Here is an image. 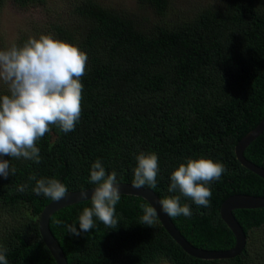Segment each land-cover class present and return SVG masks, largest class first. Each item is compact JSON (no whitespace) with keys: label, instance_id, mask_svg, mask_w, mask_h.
Segmentation results:
<instances>
[{"label":"trees","instance_id":"obj_1","mask_svg":"<svg viewBox=\"0 0 264 264\" xmlns=\"http://www.w3.org/2000/svg\"><path fill=\"white\" fill-rule=\"evenodd\" d=\"M18 9L44 0H0ZM154 21L102 6L96 0H71L70 18L80 24H51L45 34L68 41L87 54L82 113L74 131L57 126L37 141L41 162L2 157L10 175L0 177V209L13 211L0 227V250L8 264H55L37 228L42 207L51 199L37 196L36 179H57L67 192L95 188L91 166L100 160L106 175L115 171L117 183L132 184L135 156H158L157 185L149 188L159 200L180 195L191 217L170 218L192 246L228 250L234 237L219 217L221 202L232 195L264 197V180L236 160V142L264 116V0H215L212 5L169 18V0H136ZM27 35L14 45L22 46ZM8 94L7 89L0 95ZM264 168V129L242 152ZM211 159L224 166L211 190L210 206H197L178 191L168 192L171 173L188 159ZM12 169H15L14 174ZM21 185H27L19 191ZM142 205L136 196L120 194L115 207L118 224L106 227L93 217L94 227L75 236L78 217L89 200L53 213L48 228L67 264H247L244 247L234 257L200 260L186 254L156 218L141 223ZM232 215L247 241L260 229L264 237V207L238 209Z\"/></svg>","mask_w":264,"mask_h":264},{"label":"clouds","instance_id":"obj_2","mask_svg":"<svg viewBox=\"0 0 264 264\" xmlns=\"http://www.w3.org/2000/svg\"><path fill=\"white\" fill-rule=\"evenodd\" d=\"M87 54L78 47L54 39L52 35L29 37L22 46L12 45L0 50V83L7 86L8 94L0 95V158L11 157L41 162L38 140L51 130L59 127L64 133L74 131L82 113L83 84L86 73ZM132 187L136 189L155 188L159 172L158 156L141 152L135 156ZM9 161L0 159V177L10 175ZM224 166L211 159H188L171 173L169 193L179 192L190 198L197 206H210L211 190L207 185L220 180ZM15 169H12L14 174ZM115 171L106 175L100 160L91 166L90 183L97 185L92 192L91 207L84 208L78 217L79 229L67 224L66 231L79 236L94 227L93 217L106 227L118 224L115 207L120 201V189ZM33 189L37 196L59 202L66 198L67 188L57 179H36ZM27 185L19 186L24 191ZM149 189V188H148ZM82 197L87 199V194ZM181 196L164 198L159 201L162 210L171 218L181 215L191 217L188 205L181 206ZM141 223L151 227L156 222L154 207L142 205ZM0 264H8L4 251L0 250ZM161 264H168L161 259Z\"/></svg>","mask_w":264,"mask_h":264},{"label":"water","instance_id":"obj_3","mask_svg":"<svg viewBox=\"0 0 264 264\" xmlns=\"http://www.w3.org/2000/svg\"><path fill=\"white\" fill-rule=\"evenodd\" d=\"M264 129V116L262 119L256 124L254 128L248 131L245 135H243L234 145L233 153L236 160L239 164L258 176L262 180H264V168H261L250 161L246 160L242 152L244 148L252 142ZM118 187L120 189V194L122 195H131L144 199L149 206L155 208L157 212V220L162 226V228L166 231V233L171 237V239L178 244V246L189 256L200 259V260H221L227 259L236 256L240 253L241 249L245 243V235L238 224L234 216L232 215V211L240 210V209H259L264 207V197L258 196H249L244 194H235L225 198L220 206H219V217L221 221L225 224V226L230 230L234 237V245L232 248L228 250H205L192 246L189 244L178 232L173 223L171 222L169 216L163 212L162 206L159 204V199L154 194V192L148 188L136 189L133 188L131 184L128 183H118ZM94 188L85 189L82 191L76 192H67L66 198L61 199L59 202L53 201L52 199L46 203L37 218V228L40 235V238L48 250L49 254L54 260L55 264H67L64 254L59 247L57 241L52 236L49 228H48V220L49 217L55 213L57 210L66 207L68 205H72L77 202L89 200L91 198L92 192ZM87 194V199L82 197V194ZM237 199L239 201H246L247 204L239 205V206H231L228 209L227 215L222 216L221 208L222 205L230 200Z\"/></svg>","mask_w":264,"mask_h":264},{"label":"rangeland","instance_id":"obj_4","mask_svg":"<svg viewBox=\"0 0 264 264\" xmlns=\"http://www.w3.org/2000/svg\"><path fill=\"white\" fill-rule=\"evenodd\" d=\"M102 6L112 8L118 13L136 18L138 21L152 22L156 18L148 8L139 5L136 0H96ZM215 0H169V18L179 14H190L193 9L205 5H212ZM71 0H44V4L18 9L5 2L0 8V50L7 49L14 45L15 40L21 35L39 38L45 34L51 24H80L79 20L70 18ZM54 38V37H53ZM56 39V38H54ZM61 41V40H60ZM64 41V40H62ZM68 43V41H64ZM7 89V86L0 83V90ZM13 211L0 209V227L6 218L13 215ZM247 241L243 248L248 250L246 256L247 264H264V237L260 229H252L248 232Z\"/></svg>","mask_w":264,"mask_h":264},{"label":"bare ground","instance_id":"obj_5","mask_svg":"<svg viewBox=\"0 0 264 264\" xmlns=\"http://www.w3.org/2000/svg\"><path fill=\"white\" fill-rule=\"evenodd\" d=\"M247 204L246 201H239L237 199H230L228 201H226L223 205H222V208H221V214L222 216H226L227 215V212H228V209L231 207V206H239V205H245Z\"/></svg>","mask_w":264,"mask_h":264}]
</instances>
